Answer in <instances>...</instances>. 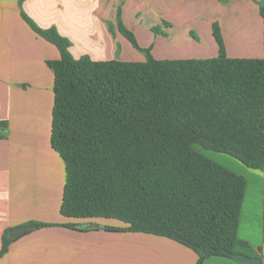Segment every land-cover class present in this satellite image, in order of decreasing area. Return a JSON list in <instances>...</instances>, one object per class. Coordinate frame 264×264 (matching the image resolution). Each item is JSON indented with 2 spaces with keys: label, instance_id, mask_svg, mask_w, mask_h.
Returning a JSON list of instances; mask_svg holds the SVG:
<instances>
[{
  "label": "trees",
  "instance_id": "obj_1",
  "mask_svg": "<svg viewBox=\"0 0 264 264\" xmlns=\"http://www.w3.org/2000/svg\"><path fill=\"white\" fill-rule=\"evenodd\" d=\"M260 11L264 19V3ZM22 16L61 53L48 62L55 74L50 143L67 173L61 214L114 219L127 227L107 230L169 238L194 250L197 264L232 254L262 257L238 237L246 178L194 146L264 171V59L228 57L217 23L218 57L156 59L152 45L141 47L123 23L121 9L117 30L145 59L75 58L70 39ZM11 232L0 256L15 241Z\"/></svg>",
  "mask_w": 264,
  "mask_h": 264
},
{
  "label": "crops",
  "instance_id": "obj_2",
  "mask_svg": "<svg viewBox=\"0 0 264 264\" xmlns=\"http://www.w3.org/2000/svg\"><path fill=\"white\" fill-rule=\"evenodd\" d=\"M264 0H0V251L6 230L35 223L0 256V264H197L199 255L166 237L110 231L114 219H70L61 214L66 165L50 143L58 48L40 28L70 39L75 58L143 61L117 30L123 23L159 60L218 57L213 25L219 24L230 58L264 59ZM148 21V22H147ZM159 28V34L152 28ZM151 32V33H150ZM149 38V40H148ZM50 144V146H49ZM246 178L238 237L264 258V171L219 163ZM242 165V164H241ZM73 224L77 228L63 227ZM245 227V228H244ZM203 264H243L214 256Z\"/></svg>",
  "mask_w": 264,
  "mask_h": 264
},
{
  "label": "water",
  "instance_id": "obj_3",
  "mask_svg": "<svg viewBox=\"0 0 264 264\" xmlns=\"http://www.w3.org/2000/svg\"><path fill=\"white\" fill-rule=\"evenodd\" d=\"M38 225H26L22 226L20 228H17L13 230L10 234V236L14 239L20 237L23 234H26L27 232H30L34 229H37ZM231 257L241 263L246 264H264V258L263 257H249L244 254H232Z\"/></svg>",
  "mask_w": 264,
  "mask_h": 264
},
{
  "label": "rangeland",
  "instance_id": "obj_4",
  "mask_svg": "<svg viewBox=\"0 0 264 264\" xmlns=\"http://www.w3.org/2000/svg\"><path fill=\"white\" fill-rule=\"evenodd\" d=\"M148 22V21H147ZM151 33V32H150ZM153 33V32H152ZM144 35L142 36L141 35V40H140V37L138 38V35H137V39L139 40V42H141L143 45H144V42L146 38H143ZM149 40V38H148ZM50 146V144H49ZM194 148L198 151H200L201 154H203L205 157L213 160L214 162L216 163H225V162H232V163H236V164H239L240 166H244L239 160L237 159H234L233 157L229 156V155H226V154H220V153H217V152H214V151H211V150H207V149H204L202 148L201 146L199 145H195ZM242 164V165H241ZM245 228V227H244ZM229 260H232L233 262H238L237 260L235 259H232V258H229Z\"/></svg>",
  "mask_w": 264,
  "mask_h": 264
}]
</instances>
